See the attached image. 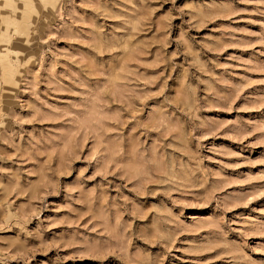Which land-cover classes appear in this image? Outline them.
I'll list each match as a JSON object with an SVG mask.
<instances>
[{"label":"rangeland","instance_id":"374dc122","mask_svg":"<svg viewBox=\"0 0 264 264\" xmlns=\"http://www.w3.org/2000/svg\"><path fill=\"white\" fill-rule=\"evenodd\" d=\"M0 264H264V0H0Z\"/></svg>","mask_w":264,"mask_h":264}]
</instances>
